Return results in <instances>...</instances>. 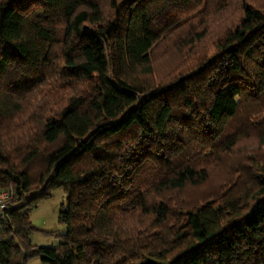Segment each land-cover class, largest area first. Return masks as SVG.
<instances>
[{
    "label": "trees",
    "instance_id": "1",
    "mask_svg": "<svg viewBox=\"0 0 264 264\" xmlns=\"http://www.w3.org/2000/svg\"><path fill=\"white\" fill-rule=\"evenodd\" d=\"M213 1L0 0V264H264V0ZM202 6L213 53L189 29L155 83L162 33ZM55 190L65 231L33 245Z\"/></svg>",
    "mask_w": 264,
    "mask_h": 264
},
{
    "label": "rangeland",
    "instance_id": "2",
    "mask_svg": "<svg viewBox=\"0 0 264 264\" xmlns=\"http://www.w3.org/2000/svg\"><path fill=\"white\" fill-rule=\"evenodd\" d=\"M211 5L214 9H218V6L219 8L223 7L222 2H218L217 0H214ZM234 5L235 4H232L231 6ZM204 9L205 6H202V8L193 9L188 13L183 14L179 18L178 22L171 25L170 28L166 29L162 33V37H165V40L160 44V46L157 45L151 55L154 64L153 69L155 73L153 80L155 83H162L172 79L177 72L174 67L176 61L179 59V55H176L174 52V50L177 49L175 41H177V39L180 38V35H183L184 32L189 29L192 31L206 27L205 30L207 31L206 36L199 43L197 42V44L192 46V54L195 53V57L196 55L204 57L213 53L214 49L212 45L215 43L213 41H216L219 37L218 35L221 31V25L212 24L211 21L209 22V18L203 15L205 14L203 11ZM234 11L235 6L234 10L232 8V11L230 9L227 10V12L230 13ZM195 57L192 60H196ZM223 179V173L216 172L212 183L209 184V187L214 186V189H216L221 184ZM63 201V193L60 190H55L50 198L41 201L29 212V219L32 225L38 230L29 235L31 244L45 247L57 246L59 239L56 235L65 231V227L61 226L57 221V211ZM42 232H51V234H44ZM26 264L43 263L39 258L35 257L29 259Z\"/></svg>",
    "mask_w": 264,
    "mask_h": 264
},
{
    "label": "built area",
    "instance_id": "3",
    "mask_svg": "<svg viewBox=\"0 0 264 264\" xmlns=\"http://www.w3.org/2000/svg\"><path fill=\"white\" fill-rule=\"evenodd\" d=\"M16 198L11 188L0 189V227L6 221V210L12 205Z\"/></svg>",
    "mask_w": 264,
    "mask_h": 264
}]
</instances>
